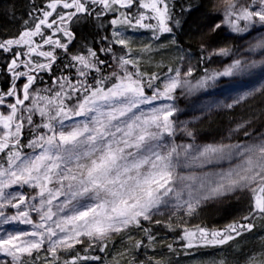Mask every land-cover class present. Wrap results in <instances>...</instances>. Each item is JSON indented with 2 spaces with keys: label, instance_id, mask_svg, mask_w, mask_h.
I'll list each match as a JSON object with an SVG mask.
<instances>
[{
  "label": "snow or ice",
  "instance_id": "6c2138e0",
  "mask_svg": "<svg viewBox=\"0 0 264 264\" xmlns=\"http://www.w3.org/2000/svg\"><path fill=\"white\" fill-rule=\"evenodd\" d=\"M136 2L47 0L40 7L33 5L28 14L32 18L30 26L29 21H24L25 27L18 36L0 41V51L11 53L5 66L11 74V84L7 91L0 90V105L6 106V111H0V153L4 154L0 158V224L31 225V230L9 231L0 236V254L10 258L0 260V264H36L41 260V250L45 253L42 264L100 261V256L79 253L62 259V253L73 252L85 243L88 247L84 251L98 248L104 252L114 236L133 229L142 231L154 243L151 228L144 227L142 222L161 224V220L154 219L161 208H171L172 215L184 210L191 216L202 203L237 191L249 195L244 222L235 221L218 230L185 227L182 234L185 247L226 245L245 232L251 233L257 219L264 222V132L254 135L248 131L246 126L252 121H243L234 129L244 130V136L249 138L246 142L205 145L174 142L178 128L175 117L180 111L175 105L178 88L206 89L220 77L238 76L264 61L234 59L223 71L206 69L195 85L189 79L194 72L192 67L183 74L180 68L169 69L174 75L166 74L163 83L157 84L161 77L141 71L139 54L133 57L130 40L120 30H113L111 41L107 36L101 37L108 46L99 52L110 53L114 61V70L107 74L105 67L112 66L106 65L93 48H86L87 54L70 52L75 40L70 25L92 15L99 20L108 12H119L111 25L172 33L167 0H139V8L149 10L151 17L139 12L133 18L130 12L120 11L131 9ZM222 3L223 21L215 24L212 32L222 25L240 36L264 30V0L245 3L222 0ZM93 6H99V10L95 11ZM149 18L157 23H144ZM179 23L175 21L177 26ZM46 30H51V34H46ZM45 45L49 50H41ZM113 45H120L123 54L117 55ZM57 49L68 57L64 67L74 69L75 78L54 75L58 70L54 69ZM258 49L264 50V36L249 51ZM149 51L150 47L142 50ZM233 54L230 47H223L213 49L207 59ZM36 57H43L44 62ZM41 72L51 74L54 87H35L38 79L42 81L38 76ZM21 78L25 82L18 87L16 82ZM259 91L258 88L244 92L226 107L232 108ZM6 98L13 101L6 102ZM37 114L39 123L34 121ZM26 125L32 138L24 144ZM186 134L193 136L190 131ZM166 138L173 142L164 143ZM25 148L32 151L25 152ZM234 159L238 162L226 169L183 171L202 170L207 165ZM13 185H27L34 195L7 193L6 189ZM5 208L17 211L6 215ZM31 213L37 214L38 222H34ZM167 227L173 225L169 223ZM143 244L142 239L134 246L138 249ZM167 247L172 249L171 244ZM248 264H264V258L251 259Z\"/></svg>",
  "mask_w": 264,
  "mask_h": 264
},
{
  "label": "trees",
  "instance_id": "16d2710c",
  "mask_svg": "<svg viewBox=\"0 0 264 264\" xmlns=\"http://www.w3.org/2000/svg\"><path fill=\"white\" fill-rule=\"evenodd\" d=\"M46 1L47 0H0V41L18 36L19 32L25 27L24 21H29L30 26L32 18L28 14L33 11V5L40 7ZM167 2L169 3L172 14V21L170 20L168 22L169 26L173 28L172 33H169V36H155L151 34L152 32L146 31V43L141 44L142 39L138 37L137 40L133 41L129 45L130 48L135 51L132 52V55L136 56L139 54L141 71L148 73L149 75L155 73L162 78L166 74H170L168 71L169 69L176 68V59L173 58V55H171V53H173L172 48L185 50L191 55L195 63L194 72L191 78L193 80H199L205 75V70L208 67V49H216L215 45H219V48H223L224 46L222 45H225V41L228 40L227 36L221 33L220 28L215 32L211 31L216 23V0H167ZM238 2L245 3L246 0H238ZM176 20L180 21L178 26L175 24ZM94 21L95 20H93V18H88L85 24L77 26L73 29L75 33V40L70 45V52L73 54H87L86 48H93L97 51L99 58L106 61V65L112 66L105 67L104 72L107 74L114 70V61L112 60L110 53H100L99 49L108 46V42L102 41L101 37L107 36L109 41H111L114 29L109 23L110 19L106 17H102L97 26L94 25ZM122 30L125 31L124 29ZM173 40H175V44L173 43ZM230 41L232 42L230 47L232 49L236 46L235 37L233 36V39ZM145 47H150L151 51L142 52ZM120 49V45H113V51H115L117 55L123 54ZM231 56L232 55L227 56L228 59L225 58V60H222L216 69H210L208 67L207 70L209 72L223 71V69L227 66L226 63L229 61V58L231 59ZM67 63L68 57L64 55L63 52H60L58 54L57 63L54 65V69L58 70L54 71V75H70L75 78L74 69H65L64 65ZM2 69H4V66ZM50 75L51 74L43 72L39 73L38 76L42 77V81L38 79L35 87L38 89L54 87ZM89 82H92L91 77L89 78ZM157 82L159 83V81ZM41 94L43 95L47 93L42 92ZM232 112L237 115V117H240L239 114H242V116L246 119H254L253 122H257V127L255 129L258 130L261 128L264 123V90L254 96L250 107L243 111H239L234 108ZM226 115L227 117L225 118L223 116H217L213 119L212 117L211 119H205L203 129L206 132L220 130L223 124H225L229 119L230 114ZM34 121L37 123L41 122L38 114L34 116ZM247 130L250 131V128ZM31 138L32 134L29 132L28 126L26 125L25 135L22 140H29ZM3 156L4 154L2 153L1 158ZM244 206L245 201L241 197L226 200L220 206L207 210V212L203 214L204 218L196 222V225L204 228L215 227L216 229H224L225 225L227 226L235 221L244 222L242 221V217L247 215L249 210V206ZM142 223L144 227L151 228L152 235L155 237V242L158 246L157 248L152 247L151 244L153 243H150L144 237V233L142 231L133 229L130 234L132 236L130 249L134 250L135 242L138 240L143 239L144 244L138 249L135 248V251L132 254L134 258L130 264H156L157 261H159L160 264H167L169 261L168 255L163 252L166 248H168L167 246L169 244L172 245L171 250L177 249L178 247L180 249L181 247H185L186 241L182 239V226H179L178 229L180 230L169 231L167 228L158 229L157 226H151V224H147L145 222ZM192 225H194V223H192ZM258 235L264 236V222L262 221H260L259 224H256V227L251 233L245 232V236L241 240L242 243L236 237L234 241H230L228 244L223 246L227 251L224 252V257H227L225 258L226 262H234L238 260V258L242 259L243 256H246L248 253L250 255L263 253L262 249H264V239L261 240L262 242H258ZM126 237L127 235H119L112 238L104 252H100L98 248H91L88 249V251H84V249L88 247L87 245L77 246L73 252L62 253V259L69 258L73 254L79 253L81 256L101 257L100 261H80V264L113 263L114 259L111 257V251L114 249L113 247L118 245L120 242H123ZM236 242L237 244H240L238 252H229L230 248ZM153 251H155V253H153ZM154 257H156V261L153 260Z\"/></svg>",
  "mask_w": 264,
  "mask_h": 264
},
{
  "label": "rangeland",
  "instance_id": "374dc122",
  "mask_svg": "<svg viewBox=\"0 0 264 264\" xmlns=\"http://www.w3.org/2000/svg\"><path fill=\"white\" fill-rule=\"evenodd\" d=\"M44 3H47L44 2ZM139 4V3H138ZM216 12H215V21L217 23H222L223 21V3L222 0H216ZM139 12H145L149 17L152 16V13L149 10L138 8L136 9L135 15H137ZM109 14L115 13V16H119V12H108ZM105 17V15L103 16ZM111 21V20H110ZM172 21V20H171ZM174 21V20H173ZM78 22V21H77ZM75 22L74 24H76ZM109 22V21H108ZM148 24L155 25L157 23L154 19H147ZM110 23V22H109ZM243 23V22H242ZM172 25V23H171ZM72 29L77 26H70ZM113 29L120 30L122 34L127 37L130 40V44L137 40L139 37L142 39V43H146V36L147 32H152V35L155 36H162L166 35L169 36V33H159L158 31H155L154 29L144 28H127L122 27L120 25H111ZM259 28V26H257ZM124 29L125 31H123ZM139 29V30H137ZM141 30V34H137ZM221 33L225 36H227V41H225V45H222L224 47H231L232 42L230 41L233 39V36L236 40V46L232 48L234 54L231 56V59L229 58V61L226 63V65H229L232 63V60L234 59H246V60H256V61H264V50H256L255 52L249 51V48L252 44L256 43L258 39H260L262 36H264V30L259 31H252L250 34H244L243 36H240L236 33L231 32L229 27L227 25H222L220 28ZM229 37V38H228ZM230 39V40H229ZM216 49H219V45H215ZM215 49V48H214ZM213 49H208V53L211 52ZM135 52V51H132ZM171 55H173V58L176 59V68H180L181 72H186L189 67L195 68V63L191 57V55L186 52L185 50L178 49V48H172ZM207 53V54H208ZM0 56L3 57L2 61L7 64L11 58V53H4L0 51ZM135 57V55L133 56ZM183 57V59H181ZM228 59L227 56H214L211 58V60H208V67L210 69H216V67L219 66V63L222 60ZM174 59V60H175ZM175 62V61H174ZM175 64V63H174ZM223 65V63H222ZM207 67V69H208ZM175 68V69H176ZM167 75H174L173 73L167 74ZM165 77V76H164ZM164 77H162L159 80L158 84H162ZM193 85L196 83V79L193 80L191 77L189 78ZM91 83V82H90ZM261 89L259 92H255V94L249 98H247L244 101H241L239 104L235 105L232 108L226 107L227 104L232 103L233 99L237 98L239 95L243 94L244 92L251 91L253 89ZM264 90V63L258 64L255 68L250 69L248 72L240 74L238 76L234 77H220L214 85L211 84L206 89H194L192 91H188L187 89H180L178 88L175 92V105L180 111L177 113L175 119L177 121V132L174 138V142L176 144H194V145H205V144H216V143H240V142H246L249 140L248 137H245L243 134L244 130L241 131H234L237 124L242 123L243 121L250 120L252 121L250 126H246L247 129L250 128V132H252L254 135L256 133L264 132V123L261 128L256 130L257 127L256 121L253 122L254 119H246L242 114H239L240 117H237V115L233 114L232 110L234 108L238 109L239 111H243L246 108L250 107L252 104V100L254 99V96L258 93H261ZM151 94V92H149ZM28 104L29 102H25ZM159 103V102H157ZM1 111H6L1 109ZM226 114L229 115L228 121L223 124L222 128L218 131H209L206 132L203 129V123L205 119H212L214 117L223 116L224 118L227 117ZM190 131L193 133L192 137H189L186 134V131ZM25 141V142H24ZM22 140L24 144H27L28 140ZM173 142L171 139L166 138L164 143H171ZM25 152H31L32 150L29 148L24 149ZM38 151V150H37ZM237 160L233 161H221L219 164L215 165H207L204 169H198V168H192L187 169L183 171H192V172H200V171H209V170H220V169H226L229 167L230 164L237 163ZM7 193L16 194V193H23L25 195H34L33 190L27 186V185H13L11 188L6 189ZM242 198L245 201V206H249V195L247 192L237 191L232 194H228L223 197L210 199L204 203H202L195 211V213L191 216L187 215L184 210H178L176 211L175 215H172V209L171 208H161L160 213L157 214L154 219H159L162 221L161 224H151L149 222H145L147 224H151V226H157L158 229L167 228L169 231H177L179 226H182L183 228L187 227L189 229H195L197 223L196 218H204V213L207 212L210 208H216L220 206L223 202L226 200H230L232 198ZM56 203V202H54ZM19 210H23V207ZM55 210V209H54ZM203 210V211H201ZM6 215H13L17 211V209L13 208H5L3 209ZM201 211V212H200ZM200 212V213H199ZM32 218L34 222H38V216L36 213H31ZM200 219V220H201ZM261 220L257 219L254 221L256 224H259ZM198 222V221H197ZM171 223L173 225L172 228L167 227V225ZM194 223V225H192ZM226 225L224 226V228ZM209 230L216 229L213 228H207ZM31 230V225H24L20 224L19 222H10L9 224H0V236H3L6 232L12 231H28ZM218 230V229H217ZM132 231V230H131ZM131 231L125 234H119V235H127L124 242L127 244L125 249L116 251H112V254L116 256V258H122L121 261H128V263H132L133 261V253L132 249H130L129 242V235L131 234ZM116 235V236H119ZM114 236V237H116ZM131 236V235H130ZM245 236V233H243L240 237H237L239 241L242 240V238ZM113 237V238H114ZM132 239V236H131ZM263 235H258V242L263 240ZM262 242V241H261ZM242 243V241H241ZM84 245H87L85 243ZM152 247L157 248L158 245H156V242L151 244ZM221 246L216 247H194L192 249H188L186 247H181L183 250H181L179 247L174 250H170L169 248H166V250L163 252L164 254L168 255L169 261L167 264H212V262H216V264H219L220 261H223L224 264H248V261L251 259H255L257 261L261 260L262 254H264V249H262L263 253H258L254 255H250L249 253L246 256H243V258H238V260L234 262H226L227 257H224L225 255V249ZM240 244L237 242L230 248L229 252H238ZM160 248V247H159ZM182 251V255L180 256L179 251ZM205 252V253H204ZM227 252V251H226ZM155 253V251H153ZM204 253V254H203ZM41 260L37 261L36 264H42L43 258L45 256V253L43 250H41L40 253ZM10 258H6L3 256V254H0V260H6ZM154 261H156V257L153 258ZM235 260V259H234ZM176 262V263H175Z\"/></svg>",
  "mask_w": 264,
  "mask_h": 264
},
{
  "label": "flooded vegetation",
  "instance_id": "af4514ba",
  "mask_svg": "<svg viewBox=\"0 0 264 264\" xmlns=\"http://www.w3.org/2000/svg\"><path fill=\"white\" fill-rule=\"evenodd\" d=\"M139 3V0H137V2H136V4H134L133 6H132V8L131 9H128V8H122L120 11H122V12H125V13H131V15H134L135 13H136V9L138 8V4ZM94 7V10L95 11H98L99 10V6H93ZM116 13H118V12H116ZM105 16H106V18H108V19H110V17H114L115 16V13H113V14H109V13H106L105 14ZM101 17H103V16H101ZM88 18H95V16L94 15H92V16H89V17H87V18H82V19H80L76 24H74V23H72L70 26H80V25H83V24H85L86 22H87V20H88ZM110 20H112V19H110ZM75 28V27H74ZM73 28V29H74ZM72 29V30H73ZM46 34H51V30H46ZM57 36H59L62 40H66V38H64L63 36H62V34H59V33H57L56 34ZM55 38V37H54ZM37 42H40V38L39 37H36V38H34ZM17 51H19L20 49L19 48H17L16 49ZM41 50H44V51H47V50H49V46L48 45H45L44 47H43V49H41ZM60 52H63V50H60V49H57V54H59ZM22 59H24L25 57H21ZM35 59H37V60H39L40 62H44V58L43 57H36ZM2 65L4 66V69H5V71L4 72H2V73H5L6 74V76H7V80H6V82H5V85H4V87L2 86V82H1V78H0V90H3V91H7V89H8V87L10 86V84H11V74L10 73H8L7 71H6V64L4 63V62H2ZM21 71H23L24 69L23 68H21L20 69ZM39 75V74H38ZM25 82V78H21L19 81H17L16 83H17V86L19 87L22 83H24ZM13 101V98H6V102H12ZM1 109H3V110H6V106H4V105H0V111H1ZM22 139H23V137H22ZM1 156H2V153H0V158H1Z\"/></svg>",
  "mask_w": 264,
  "mask_h": 264
},
{
  "label": "bare ground",
  "instance_id": "6f19581e",
  "mask_svg": "<svg viewBox=\"0 0 264 264\" xmlns=\"http://www.w3.org/2000/svg\"><path fill=\"white\" fill-rule=\"evenodd\" d=\"M136 15L134 14V15H132V17L134 18ZM106 17V16H105ZM101 18L102 17H100L99 18V20H97L96 18H94L93 20H95L93 23H94V25H96L97 26V24H99L100 23V21H101ZM113 18H116V16H114V17H110V19H113ZM144 23H147L148 24V22H147V20H145L144 21ZM139 29H141V28H139ZM142 29H144V28H142ZM141 29V30H142ZM141 30L137 33V34H141ZM2 59H3V57L2 56H0V78H1V82H2V86L4 87V85H5V82H6V80H7V76H6V74L5 73H2V72H4L5 71V69H2L3 68V65H2ZM2 71V72H1ZM196 218V222L197 221H199L201 218H199V217H195ZM126 239V238H125ZM124 239V240H125ZM131 243V241L129 242V244ZM126 243L123 241V242H120L118 245H116L115 247H113L114 249H112V251H115L114 252V254L116 253V251H119V250H122V249H125V247H126ZM131 245V244H130ZM184 246V245H183ZM182 250V249H181ZM179 251V254H180V256L182 255V251ZM112 251H111V257H113V259H114V262L113 263H110V264H128V261H121V259L122 258H116V256H114V254H112ZM135 251V248H134V250L132 249V253ZM109 264V263H108Z\"/></svg>",
  "mask_w": 264,
  "mask_h": 264
}]
</instances>
